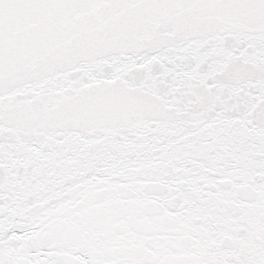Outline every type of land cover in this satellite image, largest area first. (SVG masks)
I'll return each instance as SVG.
<instances>
[{"label": "snow or ice", "instance_id": "6c2138e0", "mask_svg": "<svg viewBox=\"0 0 264 264\" xmlns=\"http://www.w3.org/2000/svg\"><path fill=\"white\" fill-rule=\"evenodd\" d=\"M0 264H264V0H0Z\"/></svg>", "mask_w": 264, "mask_h": 264}]
</instances>
